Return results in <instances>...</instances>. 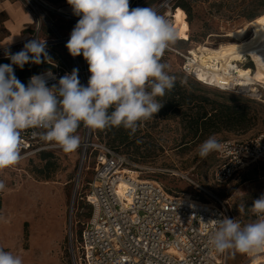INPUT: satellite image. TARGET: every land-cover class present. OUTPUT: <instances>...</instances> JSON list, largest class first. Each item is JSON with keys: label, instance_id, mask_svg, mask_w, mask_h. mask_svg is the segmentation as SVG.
<instances>
[{"label": "rangeland", "instance_id": "1", "mask_svg": "<svg viewBox=\"0 0 264 264\" xmlns=\"http://www.w3.org/2000/svg\"><path fill=\"white\" fill-rule=\"evenodd\" d=\"M183 5L186 9L177 7ZM174 6L187 11L190 27L184 21L178 23L176 31L181 41L187 40L189 31L190 42L177 41L172 45L185 54L207 42L211 43L212 49L231 43L227 34L264 17V0H175ZM50 18L59 25V16L50 13ZM255 31L254 26L249 27L244 39H249ZM162 60L171 66L170 75L175 77L178 108L166 110L165 96L171 94V89L163 97H157L163 106L151 119L142 122L134 134L123 128L122 137L116 139L109 131L101 134L97 130V140L124 154L134 165L130 170L141 173V180L156 181L176 195L205 201L206 195L186 180L192 178L216 197L228 201L242 226L253 222L252 203L264 194V163L251 165L226 184L216 183L218 156L214 152L206 159L199 157L198 146L204 140H193L187 127L190 111L185 106L179 107L181 97L190 89L188 84L199 81L182 73L179 56L168 53ZM252 61V58H246L243 67L254 72ZM81 63L84 64L82 58ZM79 79L80 82L83 80L82 77ZM198 86L206 91V96L219 103L234 99L232 105L247 108L249 123L245 130L214 135L219 141H243L264 134V84H260L254 93L250 90L221 93L205 85ZM197 94L205 93L198 91ZM76 135L80 137V143L71 153L57 147L0 170V181L5 184L4 190L0 191V248L20 255L23 264H73L70 233L73 230L79 241L84 225L91 218V209L83 198L92 181V172L87 170L89 166L82 165L83 124ZM48 174L50 178L47 179ZM74 249L78 256L75 243ZM248 256L253 253L230 250V264L246 262Z\"/></svg>", "mask_w": 264, "mask_h": 264}, {"label": "clouds", "instance_id": "2", "mask_svg": "<svg viewBox=\"0 0 264 264\" xmlns=\"http://www.w3.org/2000/svg\"><path fill=\"white\" fill-rule=\"evenodd\" d=\"M79 17L65 47L72 57L83 56L90 73L87 86L81 84L78 69L56 79L51 71L33 75L27 85L15 75L14 67L51 61L46 39L38 37L21 51L5 48L10 64H0V170L21 160V134L41 129L39 139L58 145L65 153L76 150L78 128L123 127L134 134L139 125L159 112L163 97L175 84L171 66L162 60L178 40L171 22L152 7L130 8V0H67ZM111 109V111H110ZM214 135L198 146V155L226 150ZM5 184L0 181V191ZM256 219L241 225L228 217L205 222L207 243L217 253H241L264 249V194L253 201ZM0 264H23L20 255L0 248Z\"/></svg>", "mask_w": 264, "mask_h": 264}, {"label": "built area", "instance_id": "3", "mask_svg": "<svg viewBox=\"0 0 264 264\" xmlns=\"http://www.w3.org/2000/svg\"><path fill=\"white\" fill-rule=\"evenodd\" d=\"M22 1L25 9L36 17L33 38L42 40L44 27L49 30L46 50L57 61L50 62L54 67L51 72L56 79H48V86L57 84L60 77L70 74L74 68L79 70L78 76L83 78L81 84L87 86L90 73L83 56L72 57L69 54L68 63L54 50V47L66 45L70 37L63 36L55 22L49 19V14L56 12L43 0ZM174 2L165 0L155 10L164 15L175 28L179 8L174 6ZM66 19L76 24L79 17L66 16ZM166 51L182 59L180 68L184 75L199 79L191 50L185 54V51L171 46ZM199 83L232 93L247 90L254 93L261 87L260 84L254 86V89L252 86H243L238 79L221 80L214 85ZM84 128L82 165L89 166L87 170L92 172V181L83 201L91 209V218L84 225L79 241L75 239L73 230L70 233L73 264H230V250L217 253L211 249L204 228L205 222L210 219L225 216L236 219L228 201L221 200L188 177L187 182L206 195L205 201L192 196L171 195L156 181L133 179L125 174L126 169L134 166L128 158L97 140L95 129ZM40 131H22L20 161L59 147L41 141L39 135H33V132ZM222 143L227 147L225 151L216 153L220 163L214 175L219 185L226 184L251 165L264 163V134L243 141ZM136 174L142 179L141 173L136 171ZM74 243L77 244L78 256L75 254ZM240 264L264 263H256V259L249 257Z\"/></svg>", "mask_w": 264, "mask_h": 264}, {"label": "bare ground", "instance_id": "4", "mask_svg": "<svg viewBox=\"0 0 264 264\" xmlns=\"http://www.w3.org/2000/svg\"><path fill=\"white\" fill-rule=\"evenodd\" d=\"M175 19V28H176ZM254 26L256 31L249 39H244L248 28ZM216 36H212L215 38ZM226 38L233 42L223 44L218 48H210L211 43L200 44L191 50L195 58L198 81L214 85L221 80L232 81L238 79L243 86L264 84V17L250 23L248 27L229 33ZM252 58L255 71L243 67L246 58ZM251 60V59H250ZM133 179L141 181L137 174L130 169L125 170ZM256 263H264V250L252 252Z\"/></svg>", "mask_w": 264, "mask_h": 264}, {"label": "crops", "instance_id": "5", "mask_svg": "<svg viewBox=\"0 0 264 264\" xmlns=\"http://www.w3.org/2000/svg\"><path fill=\"white\" fill-rule=\"evenodd\" d=\"M47 5L55 11V15L60 17V23L57 26L63 36H70L75 24L72 21L66 19V16L76 17L72 14V9L66 2L58 5L50 3L49 0H43ZM165 0H130V8L135 7H152L156 8L159 4ZM176 23V28L178 23ZM62 27V28H61ZM36 28V17L31 12L25 9L22 0H0V64H10L11 61L5 58L4 51L7 48L11 53H17L21 51L24 44L33 39V35ZM185 35V34H182ZM41 38H49V30L44 27ZM54 50L61 55L68 63H70V56L65 45L54 47ZM51 61L56 62L57 58L50 55ZM51 61L37 64H26L23 69L14 67V73L16 77L25 85H27L29 79L33 75H41L48 71H53L54 67L50 64Z\"/></svg>", "mask_w": 264, "mask_h": 264}, {"label": "trees", "instance_id": "6", "mask_svg": "<svg viewBox=\"0 0 264 264\" xmlns=\"http://www.w3.org/2000/svg\"><path fill=\"white\" fill-rule=\"evenodd\" d=\"M63 2H66L67 4V0H51L50 1V3L54 5H58ZM177 7H183V8L185 7L186 9V6L184 5L177 6ZM186 17H188L187 11L179 8L177 15H176V21L181 22L185 20V22H187V24L189 25V22L186 20ZM189 33L190 32L188 31L187 40L190 42ZM187 40H183V41H187ZM168 53L171 54L170 52L166 51L164 56ZM198 85H202V84L201 83H198V84L189 83L188 84V87H190V89L185 93V95L181 97V99L183 100L181 101L179 105V107L185 106L190 111L189 114L187 113V115L189 116V120L187 121V127L191 135H193V140L198 139L202 141V140H205L209 136L217 135L222 132H239V131L245 130L247 124L249 123L248 112H247L246 107L232 105L233 102H235L234 99H229L225 103H219L216 100H213L210 97L206 96V91L200 88ZM176 87H177V84H174L171 94H168L165 96L166 101H167V108H166L167 111L170 110V108H176V107L178 108V102L176 100V97L178 96V94L176 93L177 92ZM198 91L203 92L205 94L204 95L197 94ZM215 96L219 97L220 95H215ZM194 110H196L195 113H194ZM97 130H99L101 134L103 132L109 131L113 133V135L116 136V139H118L122 137L121 131L123 130V127H119V128L108 127L105 129H95V133L97 132ZM96 136H97V133H96ZM106 145L113 151L119 154H122L121 152H119L117 148L112 147L108 144ZM44 159H47L46 155H44ZM46 178L47 179L50 178V174H48ZM165 189L171 195L179 196V195H176L173 191L167 189L166 187Z\"/></svg>", "mask_w": 264, "mask_h": 264}]
</instances>
